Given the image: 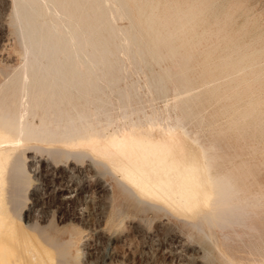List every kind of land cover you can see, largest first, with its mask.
<instances>
[{
	"label": "bare ground",
	"instance_id": "obj_1",
	"mask_svg": "<svg viewBox=\"0 0 264 264\" xmlns=\"http://www.w3.org/2000/svg\"><path fill=\"white\" fill-rule=\"evenodd\" d=\"M90 16L86 2L79 0H14L22 56L17 66L0 75V264H35L39 255L51 250L32 242L30 226L21 224L28 232L22 233L12 220L18 214L9 215L7 208L9 161L14 159V171L22 177L26 168L20 152L26 150L19 151V146L29 142L51 157L92 158L118 172L119 186L150 207L188 217L204 209L198 219L185 221L211 242L217 232L227 241L258 232L264 194L249 190L229 161L228 133L202 108L206 91L224 94L232 86V73L193 86L188 71L191 52L179 50L163 36L152 52L169 57L173 65L157 77L127 84L114 99L105 87L117 82L101 72L112 65L103 62L102 50L92 48L87 35ZM122 47L133 59L143 53L128 43ZM78 58L82 62L72 61ZM168 78L172 98L167 96ZM17 194L15 199L21 200ZM44 242L57 250L51 264H71L75 259L70 240L49 237Z\"/></svg>",
	"mask_w": 264,
	"mask_h": 264
},
{
	"label": "rangeland",
	"instance_id": "obj_2",
	"mask_svg": "<svg viewBox=\"0 0 264 264\" xmlns=\"http://www.w3.org/2000/svg\"><path fill=\"white\" fill-rule=\"evenodd\" d=\"M79 1L86 2L91 14L87 27L91 47L101 49L103 62L112 65L101 72L117 82L105 87L114 99L127 84L157 77L173 65L169 57L152 52L163 36L179 50L191 52L188 71L193 86L232 73V86L224 94L206 91L202 108L218 129L228 133L229 161L242 173L249 190L264 194V0ZM13 19L14 0H0V75L17 66L22 56ZM127 43L143 53L137 59L125 55L122 45ZM167 84V96L172 98L171 79ZM25 144L30 149L21 144L19 151L26 150L20 158L27 172L18 176L14 159L9 161L7 182L12 173L15 179L6 186L16 190L11 193L6 188L5 196L12 204L6 203L9 215L18 214L12 220L20 231H28L38 248L51 249L38 254L35 264H51L57 254L54 247L44 245L47 242L41 243L49 237L71 241L75 258L71 264H264V207L258 209V232L232 241L217 232L211 242L185 221L198 219L204 209L197 217L196 213L181 217L150 207L119 186L118 172L92 158H55L34 143ZM12 184H19L18 188ZM21 224L30 227L26 231Z\"/></svg>",
	"mask_w": 264,
	"mask_h": 264
}]
</instances>
